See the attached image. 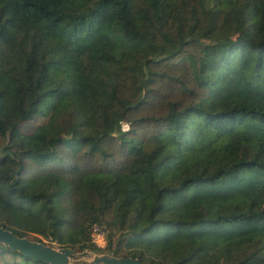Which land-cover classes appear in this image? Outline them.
Instances as JSON below:
<instances>
[{
    "label": "trees",
    "instance_id": "trees-1",
    "mask_svg": "<svg viewBox=\"0 0 264 264\" xmlns=\"http://www.w3.org/2000/svg\"><path fill=\"white\" fill-rule=\"evenodd\" d=\"M0 226L264 264V0H0Z\"/></svg>",
    "mask_w": 264,
    "mask_h": 264
},
{
    "label": "water",
    "instance_id": "water-1",
    "mask_svg": "<svg viewBox=\"0 0 264 264\" xmlns=\"http://www.w3.org/2000/svg\"><path fill=\"white\" fill-rule=\"evenodd\" d=\"M0 243L11 250L19 252L25 258L44 264H78L71 263L69 257L73 255L88 256L90 254L92 255V259L86 264H151L136 257H116L105 253H94L89 249H84L79 253H75L68 247L54 248L39 241L16 236L13 232L1 226Z\"/></svg>",
    "mask_w": 264,
    "mask_h": 264
},
{
    "label": "built area",
    "instance_id": "built-area-1",
    "mask_svg": "<svg viewBox=\"0 0 264 264\" xmlns=\"http://www.w3.org/2000/svg\"><path fill=\"white\" fill-rule=\"evenodd\" d=\"M128 128L127 124L124 122L120 123V129L121 130H126ZM92 239V241H91ZM95 239V240H94ZM90 241L92 244H94L97 248H104L105 245V235L102 230H100L98 227L93 226L91 229V234H90ZM97 242H100L101 244H104L103 247H99Z\"/></svg>",
    "mask_w": 264,
    "mask_h": 264
},
{
    "label": "rangeland",
    "instance_id": "rangeland-1",
    "mask_svg": "<svg viewBox=\"0 0 264 264\" xmlns=\"http://www.w3.org/2000/svg\"><path fill=\"white\" fill-rule=\"evenodd\" d=\"M95 240V239H94ZM92 241V239H91ZM90 241V242H91ZM92 243V242H91ZM99 247H103L104 244H101L100 242H97ZM51 246L54 248H58L55 244L51 243ZM105 246V245H104ZM75 253H79L80 251H74ZM91 252V251H90ZM96 255V254H95ZM92 259V255H88V256H78V255H73L69 257V261L71 263H78V264H86L87 262H89Z\"/></svg>",
    "mask_w": 264,
    "mask_h": 264
}]
</instances>
